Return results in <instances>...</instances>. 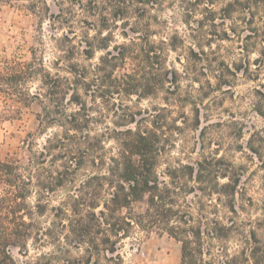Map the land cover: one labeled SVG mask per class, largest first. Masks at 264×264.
<instances>
[{
	"label": "trees",
	"instance_id": "obj_1",
	"mask_svg": "<svg viewBox=\"0 0 264 264\" xmlns=\"http://www.w3.org/2000/svg\"><path fill=\"white\" fill-rule=\"evenodd\" d=\"M134 3L149 5L147 0H90L88 12L98 19L90 21L95 34L81 41V54L92 60L101 51L97 62L73 60V12L54 18L67 28L54 37L52 66L36 50L30 60L0 57V100L25 107L38 102L40 129H55L44 143L30 135L23 140V155L0 160V264H19L12 248L26 252L30 240L57 247L40 252L34 264H125L120 244L136 228L179 241L180 264H213L206 258L210 241L229 237L230 227L210 210L217 208V194L218 204L234 211L233 185L219 182L228 175L216 168L220 159L204 157L160 170L167 153L165 131L177 126L173 106L186 100L172 96L179 72L166 67L169 42L152 38L150 21L125 18L140 9ZM119 20L129 42L111 45ZM35 78L39 85L32 91L28 84ZM167 83L173 86H167L171 97L164 106L135 108L124 102L157 94ZM86 166L91 170L76 183ZM66 184L75 197L53 207L55 220L40 225L35 216L46 211L42 198ZM34 188L41 199L31 204ZM66 245L84 254L73 258ZM253 259L258 261L256 251Z\"/></svg>",
	"mask_w": 264,
	"mask_h": 264
},
{
	"label": "rangeland",
	"instance_id": "obj_2",
	"mask_svg": "<svg viewBox=\"0 0 264 264\" xmlns=\"http://www.w3.org/2000/svg\"><path fill=\"white\" fill-rule=\"evenodd\" d=\"M90 0H0V57L30 60L33 50L48 66L57 55L56 39L66 25L54 20L58 14L73 12V60L82 64L97 62V51L86 60L81 50L86 35H94L90 21L97 17L88 12ZM149 5L134 3L136 9L125 18L151 22L152 38L169 42L168 69L179 72L172 96L182 95L185 103L173 106V124L165 131L167 153L160 170L178 162L195 163L211 157L220 161L216 168L227 171L221 184L234 188L233 210L215 200L212 215L230 227L229 237L210 241L206 255L213 264H264V0H147ZM82 4V5H81ZM146 8L145 12L142 10ZM122 18V17H117ZM113 28L111 45L129 42L121 34V22ZM107 32L105 31L104 34ZM132 36L133 33L129 32ZM140 36V35H133ZM56 39H55V38ZM38 78L28 86L35 91ZM165 89L136 100L124 98L135 108L164 106L171 97ZM173 85H169L172 87ZM38 102L25 107L0 100V160L23 155V140L33 135L44 143L55 129H40ZM86 166L75 177L76 183L90 171ZM71 185L58 188L42 198L46 211L35 218L46 226L55 220L53 207L66 204L77 192ZM41 199L35 188L28 201ZM79 257L82 248L66 245ZM56 245L40 247L34 240L27 251L12 248L19 264H34L40 252H52ZM256 251L257 262L253 259ZM125 264H180L181 243L167 233H146L136 228L120 244Z\"/></svg>",
	"mask_w": 264,
	"mask_h": 264
}]
</instances>
